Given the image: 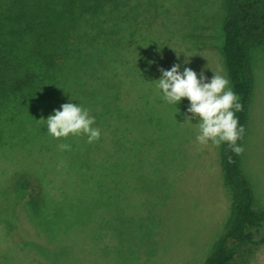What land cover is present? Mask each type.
Masks as SVG:
<instances>
[{
	"label": "trees",
	"instance_id": "trees-1",
	"mask_svg": "<svg viewBox=\"0 0 264 264\" xmlns=\"http://www.w3.org/2000/svg\"><path fill=\"white\" fill-rule=\"evenodd\" d=\"M224 2L220 51L229 85L243 105L235 113L238 126L246 132L256 85L248 51L251 45L264 46V0ZM140 31L127 14L103 0H0V168L8 179L16 178L3 188L1 213L9 205L18 207L24 192L16 188L24 191L31 184L36 195L22 202L31 224L43 234L60 229L66 217L113 222L114 211L123 216L131 202L126 179L138 158L165 161L182 150L180 141L191 126L188 121L179 130L186 102L183 108L163 102L161 93L154 96L144 79L147 73L158 77L147 52L142 70L138 61L129 60ZM68 102L95 117L98 141L48 134L43 119ZM162 112L167 114L160 119ZM61 143L71 149H59ZM217 149L229 213L201 264H240L257 243L254 234L264 229V205H255L240 155L227 143ZM176 165H171V176ZM158 211L148 207L146 215L152 218ZM125 221L113 223L130 242L125 259L132 260L141 244L136 232L133 238L125 234Z\"/></svg>",
	"mask_w": 264,
	"mask_h": 264
},
{
	"label": "rangeland",
	"instance_id": "rangeland-1",
	"mask_svg": "<svg viewBox=\"0 0 264 264\" xmlns=\"http://www.w3.org/2000/svg\"><path fill=\"white\" fill-rule=\"evenodd\" d=\"M103 1L123 11L141 28L139 40L134 46L130 42L135 49L129 60L138 61V69L142 70L141 61L148 59V53L158 77L147 73L144 79L153 86L154 96L160 93L158 89L154 92L162 75L160 69L170 70L177 63L181 72L190 67L198 78L203 71L206 82L214 73L227 78L220 51L224 0ZM187 54L191 55L190 63L185 64ZM248 56L256 85L241 142L244 151L239 157L244 172L251 177L255 205H264V46L251 45ZM184 102L190 106L188 100L178 104L184 108ZM184 110L180 131L187 124L186 114L191 115ZM161 114L159 118L163 119L167 112ZM189 125L190 132L180 141L182 150L176 151L174 159L172 153L165 161L160 157L147 161L138 158L126 179L131 202L123 216L114 211L113 222L119 224L126 219L125 234L133 238L136 232L141 247L136 248L132 260L125 259L130 242L117 233L110 218L66 217L60 229L49 234L38 231L23 203L36 195V188L30 184L24 191L16 188L17 193L24 192L18 207L9 205L6 211H0V264H201L223 230L230 198L222 180L217 146L211 141L199 144L198 122L192 119ZM174 163L173 179L170 173ZM15 179H8L0 168V199L3 188L14 184ZM118 191L121 188L113 193ZM148 207L150 211L160 209L157 216L148 218ZM254 236L257 243L240 264H264V229Z\"/></svg>",
	"mask_w": 264,
	"mask_h": 264
},
{
	"label": "clouds",
	"instance_id": "clouds-1",
	"mask_svg": "<svg viewBox=\"0 0 264 264\" xmlns=\"http://www.w3.org/2000/svg\"><path fill=\"white\" fill-rule=\"evenodd\" d=\"M191 55H186L184 63H190ZM181 65L174 64L170 70L160 69L162 75L157 79V89L161 93L163 102L175 105L187 98L190 106L187 108L186 122L193 118L198 119L199 135L197 142L201 145L211 143L219 146L227 143L230 150L240 155L244 149L237 144L243 138L245 129L238 126L239 121L235 113L242 111L243 105L237 94L229 87V80L218 73H214L210 82L201 71L197 72L190 67L180 71ZM47 132L55 139L67 138L69 135L87 136L89 143L99 140L101 131L93 127L95 117L89 115V110L78 103H63L60 109H55L47 119ZM61 150H70L71 145L61 143ZM231 161V157H229Z\"/></svg>",
	"mask_w": 264,
	"mask_h": 264
}]
</instances>
